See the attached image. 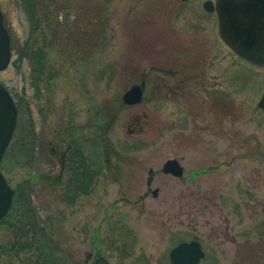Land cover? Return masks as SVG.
<instances>
[{
	"label": "rangeland",
	"instance_id": "rangeland-1",
	"mask_svg": "<svg viewBox=\"0 0 264 264\" xmlns=\"http://www.w3.org/2000/svg\"><path fill=\"white\" fill-rule=\"evenodd\" d=\"M35 1L31 19L0 0L13 49L0 82L42 140L31 167L8 155L9 185L29 179L41 211L57 213L55 237L87 264H171L169 250L193 238L199 264H264V78L221 39L215 11L205 0ZM135 84L141 101L125 104ZM75 136L104 162L68 204L52 149ZM169 158L183 180L161 171ZM150 170L158 194L138 199ZM10 240L0 222V245ZM0 264L22 263L3 254Z\"/></svg>",
	"mask_w": 264,
	"mask_h": 264
},
{
	"label": "trees",
	"instance_id": "trees-1",
	"mask_svg": "<svg viewBox=\"0 0 264 264\" xmlns=\"http://www.w3.org/2000/svg\"><path fill=\"white\" fill-rule=\"evenodd\" d=\"M17 4L31 18L37 16V1L17 0ZM39 4V3H38ZM12 43V41H11ZM11 50L12 47H11ZM32 68L37 70L38 76L45 74V64L41 63L42 56L34 54ZM55 74H48V78ZM18 109L17 125L13 137L1 161L3 173L8 168V155L14 160L15 166H32V160L42 145L41 135L36 130L33 118L23 117L24 102L12 93ZM29 107V106H28ZM82 143L75 141L67 156L69 179L62 187V199L73 204L80 195H86L92 186V177L95 171L90 167L94 162L82 155ZM81 148L80 154L76 153ZM57 183V182H56ZM32 186L29 179L23 180L14 187L13 202L8 213L0 219L1 223L8 225L11 240L0 245V257L3 254L14 255L22 264H85L76 258L69 249L65 248L55 237L57 213L53 211L42 212L33 199ZM16 217V220L10 218Z\"/></svg>",
	"mask_w": 264,
	"mask_h": 264
},
{
	"label": "water",
	"instance_id": "water-1",
	"mask_svg": "<svg viewBox=\"0 0 264 264\" xmlns=\"http://www.w3.org/2000/svg\"><path fill=\"white\" fill-rule=\"evenodd\" d=\"M203 7L207 11L215 10L219 35L234 52L254 63L264 64V0H215L214 3L205 0ZM10 60V37L0 9V71ZM141 96V85L135 84L122 94V99L127 104H134ZM258 105L264 107V93ZM17 118L14 98L0 82V219L10 209L14 194L1 170V160L13 136ZM162 171L181 177L183 166L177 159L169 158L163 163ZM153 195H157V189L153 190ZM203 257L204 250L197 239L180 241L169 251L171 264H198Z\"/></svg>",
	"mask_w": 264,
	"mask_h": 264
},
{
	"label": "flooded vegetation",
	"instance_id": "flooded-vegetation-1",
	"mask_svg": "<svg viewBox=\"0 0 264 264\" xmlns=\"http://www.w3.org/2000/svg\"><path fill=\"white\" fill-rule=\"evenodd\" d=\"M213 2H215V0H213ZM239 56V55H238ZM240 57V56H239ZM242 60H244V61H246L248 64H250L252 67H254V68H256L255 69V73H257V74H259L260 75V77L261 76H263V78H264V64H257V63H254V62H252V61H249V60H247V59H244L243 57H240ZM262 78V77H261ZM217 84H218V82L217 81H213V82H211V87L212 86H217ZM216 92V94L218 93L217 92V90L215 91ZM264 93V89L262 90V92H261V94H260V97H259V99H261V97H262V94ZM226 94L228 95V93L226 92ZM259 101V100H258ZM259 106V105H258ZM260 109H262V108H260ZM67 129H74V126H70V125H66L64 128H63V132L66 134V130ZM74 139H78V142H82V140H81V138H79L78 136H75L74 137ZM80 140V141H79ZM79 149L81 150V148L79 147L78 148V150L76 151V153H79L80 154V151H79ZM52 158L55 160V161H57L58 162V164H59V171H58V173H57V175H56V182H57V184H64V183H66L67 181H68V179H69V176H68V173H69V171H68V164H67V156H68V154L70 153V151H71V145H70V143L69 144H67V142H66V144L64 145V148L62 149V150H59L58 148H53L52 149ZM84 151V147L82 146V150H81V153H84L83 152ZM88 156V159H90L91 161H93L94 163L90 166L94 171H95V173H94V177L96 176V174H98L99 175V172L100 171H96V170H98V167L104 162L103 160H102V157H100L101 155H87ZM102 156H103V154H102ZM163 165V164H162ZM161 171H162V166H161ZM184 171H185V168H183V173H184ZM163 172V171H162ZM65 173H67L66 174V176H65ZM149 175L146 177V179H145V185H146V189H145V191H144V193L142 194L143 195V197H145V196H147V194L149 193V192H151V194L153 195V190L154 189H157V194H158V191H159V188L158 187H156V188H151V184H153V182H154V176L156 175V174H158V171L156 172V173H153V171L152 170H150L149 171ZM163 173H165V174H169V173H166V172H163ZM170 174H172V173H170ZM181 178V180H183L182 179V177H180ZM141 195V196H142ZM141 196H139L138 197V199H141L142 197ZM154 196V195H153ZM156 196V195H155ZM86 260H88V259H86ZM85 260V264H87V261ZM101 260H103V258L99 255V253L98 252H96L95 253V256H94V262L95 263H98V262H100ZM103 264H107L106 262H103Z\"/></svg>",
	"mask_w": 264,
	"mask_h": 264
},
{
	"label": "bare ground",
	"instance_id": "bare-ground-1",
	"mask_svg": "<svg viewBox=\"0 0 264 264\" xmlns=\"http://www.w3.org/2000/svg\"><path fill=\"white\" fill-rule=\"evenodd\" d=\"M70 174L68 173V176H69Z\"/></svg>",
	"mask_w": 264,
	"mask_h": 264
}]
</instances>
